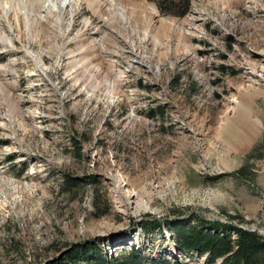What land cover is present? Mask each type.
I'll return each instance as SVG.
<instances>
[{
    "label": "rangeland",
    "instance_id": "374dc122",
    "mask_svg": "<svg viewBox=\"0 0 264 264\" xmlns=\"http://www.w3.org/2000/svg\"><path fill=\"white\" fill-rule=\"evenodd\" d=\"M99 4L72 19L64 7L50 38L4 28L15 45L0 41V264L62 262L89 241L108 259L132 248L204 264L167 228L189 213L264 238V80L249 74L247 88L244 66L264 57V0H186L183 16L156 0ZM18 7L0 0V16ZM81 54L87 67L66 62ZM149 214L160 229H143Z\"/></svg>",
    "mask_w": 264,
    "mask_h": 264
},
{
    "label": "trees",
    "instance_id": "16d2710c",
    "mask_svg": "<svg viewBox=\"0 0 264 264\" xmlns=\"http://www.w3.org/2000/svg\"><path fill=\"white\" fill-rule=\"evenodd\" d=\"M156 4L161 12L174 16H183L188 10L186 0H156ZM66 176L68 184L76 182L74 177ZM88 178L92 180L94 175ZM162 223L149 214L141 224L146 232H152L160 229ZM167 223L175 248L188 257L203 256L204 264H214L217 260L224 264H264V238L255 230L208 220L194 213L185 215L182 220ZM97 246L91 241L77 244L70 249L65 261L44 264H188L183 259L182 262H170L165 258H149L132 248L124 251L122 257L108 259Z\"/></svg>",
    "mask_w": 264,
    "mask_h": 264
},
{
    "label": "bare ground",
    "instance_id": "6f19581e",
    "mask_svg": "<svg viewBox=\"0 0 264 264\" xmlns=\"http://www.w3.org/2000/svg\"><path fill=\"white\" fill-rule=\"evenodd\" d=\"M84 1L85 0H25V1L24 0H15V3L20 5V7H18V10L14 14L9 15L8 17H1L0 16L1 17L0 18L1 19L0 20V41H2V43L7 44V47H9V49H12L15 45L14 39L10 38L9 34L6 33V31L4 29L5 27H7L8 31H11V32H13L14 30H17V32L19 34H21L22 36H27V39L29 41L32 40V38H31L32 34H35V35L41 34V35H44L45 38H50L51 34H52V32H51L52 29L57 28V27L59 28L62 25V23L65 22V18L63 16L64 7H67V6L72 7V10L70 13V18L72 19L74 14H75V10L79 7L81 2H84ZM106 1H108V0H106ZM29 3H31L30 8L28 6ZM90 3L93 5L92 9H94L96 12H100L102 10L101 4H99V0H90ZM107 3L109 4V7H108L109 9L115 7V3L113 5L111 2H107ZM99 5H100V7H99ZM128 7H126V8H128ZM128 10H130V8ZM150 11H151L149 13V19L150 20H148L149 22L147 25L149 27L156 26L158 28L156 23L153 22V18H157L156 9L153 6H151ZM42 12H45V14H42ZM28 13L31 15L30 18L28 16ZM158 22L160 23V26L164 25V29L172 28L174 30H177V27L180 26L177 23H180L184 26V22H181V21H177V22L175 21L173 23H168V22H164L163 20H160ZM164 23H168V25L170 27H168ZM183 26H182V28H183ZM25 34H27V35H25ZM63 36H64V34H63ZM22 47L25 51L24 54L29 56L36 63V66L39 69H42L44 71V69H43V64H44L43 58L39 54L29 53V50L27 48H25L24 46H22ZM69 52H71V51H69ZM71 54H73V53H71ZM80 56H81L80 58L74 59V57H72L70 55V57L67 58L66 62L68 64H73L76 62H82V65H86V67H87V65L90 64V62L88 61L90 59H86L87 55L82 56V54H81ZM257 60H259L260 62L254 61V60L253 61L249 60V61L244 62V66L248 70V73L245 76L246 81L251 80V77L249 74H254V75L256 74L255 78H257L260 81L264 80V57L262 56L261 58H257ZM258 69H259V72H257ZM75 71H76V69L74 70V72ZM80 71H82L83 73L85 72L88 80L90 79V81L92 83H94V77L91 76L89 78V76H88V71H91V70L86 69V71L85 70H80ZM94 74H93V76L96 75V74L95 75ZM68 76H71V74H69ZM250 82L251 81H249V84H246L247 88H252V84H250ZM114 88H118V87L114 86ZM118 92H120V91H118ZM115 93H117V92H115ZM117 94H119V93H117ZM231 101H233V98L231 99ZM229 135H231V134H229ZM239 138H240V140H239ZM239 138L235 137V140H237V142L235 143L236 145L238 144V142L242 141V139H243L242 136H239ZM232 139H233V137L231 136V140ZM119 182H121L123 184L122 180H120Z\"/></svg>",
    "mask_w": 264,
    "mask_h": 264
},
{
    "label": "water",
    "instance_id": "95a60500",
    "mask_svg": "<svg viewBox=\"0 0 264 264\" xmlns=\"http://www.w3.org/2000/svg\"><path fill=\"white\" fill-rule=\"evenodd\" d=\"M245 228V227H244ZM246 229H248V228H246ZM249 230H254V229H249Z\"/></svg>",
    "mask_w": 264,
    "mask_h": 264
}]
</instances>
